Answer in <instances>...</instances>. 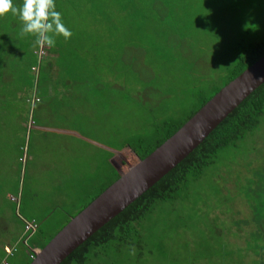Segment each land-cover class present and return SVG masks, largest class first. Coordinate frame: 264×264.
Listing matches in <instances>:
<instances>
[{
    "label": "rangeland",
    "instance_id": "1",
    "mask_svg": "<svg viewBox=\"0 0 264 264\" xmlns=\"http://www.w3.org/2000/svg\"><path fill=\"white\" fill-rule=\"evenodd\" d=\"M169 2L145 0L128 14L124 0H55L72 35L40 46V61L18 17L0 20V264H29L28 253L137 164L124 146L146 151L188 122L264 42V0ZM212 13L215 21L203 22ZM101 19L110 24L100 28ZM111 38L114 54L97 56ZM48 48L61 58L47 57ZM54 89L68 94L51 96ZM34 95L41 102L31 109ZM23 219L40 230L27 233ZM135 225L139 235L100 248L87 264H264V118Z\"/></svg>",
    "mask_w": 264,
    "mask_h": 264
},
{
    "label": "water",
    "instance_id": "2",
    "mask_svg": "<svg viewBox=\"0 0 264 264\" xmlns=\"http://www.w3.org/2000/svg\"><path fill=\"white\" fill-rule=\"evenodd\" d=\"M264 84V57L226 85L146 159L122 173L36 254L31 264H62L106 224L175 169Z\"/></svg>",
    "mask_w": 264,
    "mask_h": 264
},
{
    "label": "trees",
    "instance_id": "3",
    "mask_svg": "<svg viewBox=\"0 0 264 264\" xmlns=\"http://www.w3.org/2000/svg\"><path fill=\"white\" fill-rule=\"evenodd\" d=\"M124 1L126 6L125 11L128 12V14H131L133 11L138 12L140 10L138 8V3L145 2V0ZM165 1L166 3L169 1L173 2V0ZM116 4L119 5V2ZM8 14L9 13H6L3 16H0V20H4ZM209 17L211 18L203 22H209L210 24L212 21H215L213 18V13ZM206 29L209 30V32H207L208 34L218 33V31L215 30V27L209 26ZM208 34L206 37H208ZM50 49L51 48H48L47 51ZM263 57L264 42L251 47V49L246 54L239 58L238 64L228 77L226 85L242 75V73L256 64ZM220 91L221 90L217 91L215 95H217ZM29 99L31 107L41 102V100L38 99V101L36 98L30 97ZM211 99L206 100L202 106L206 105V103H208V101ZM34 100L37 102H34ZM263 118L264 84L260 86L248 99H246L231 115H229L227 119L222 122L184 161H182L162 180H160L146 193H144L125 211H123L97 233H95L88 241H86L75 252H73L72 255H70L62 264H87L90 260L91 254L98 255L100 253V248L108 246L110 243L115 241L119 242L120 244L126 243L127 237L131 236L133 233L139 235L138 228L135 224L143 220L152 211L156 204L175 198V195L180 187L188 181L190 176L195 178L200 177L208 167L215 163L220 151L237 145V143L243 140L248 133L261 126ZM186 123H183L177 127H172L170 129V134L165 139L160 140L154 147H151L146 151H141V145L138 144V141L141 143V138L135 139L136 145L139 146L132 147V145L129 144L124 147L134 153L137 158V163H139L151 155L161 145H163ZM53 237L54 236L49 237L45 241L42 248H44L53 239ZM33 260L34 259L31 255L29 264H31Z\"/></svg>",
    "mask_w": 264,
    "mask_h": 264
},
{
    "label": "clouds",
    "instance_id": "4",
    "mask_svg": "<svg viewBox=\"0 0 264 264\" xmlns=\"http://www.w3.org/2000/svg\"><path fill=\"white\" fill-rule=\"evenodd\" d=\"M9 12L21 21V35L34 36L38 46L54 47L57 35L66 40L72 35L56 10L55 0H23L19 7L13 0H0V16Z\"/></svg>",
    "mask_w": 264,
    "mask_h": 264
},
{
    "label": "crops",
    "instance_id": "5",
    "mask_svg": "<svg viewBox=\"0 0 264 264\" xmlns=\"http://www.w3.org/2000/svg\"><path fill=\"white\" fill-rule=\"evenodd\" d=\"M23 3V0H13V4L14 5H18L17 7H19V5H21ZM10 13V12H9ZM13 18V17H12ZM3 21V20H2ZM12 23H17V21H15L14 19L11 21ZM110 23H109V21L108 20H103V19H101V23H99V27L101 28V27H103V25H105V28L109 25ZM100 28H96V29H100ZM112 40V38L109 40V39H106L105 41L106 42H108V47H107V49H105V50H100V51H98V53H97V56H101V57H105V58H108L109 57V55H113L114 54V50H115V47H114V43H113V41H111ZM68 42V41H67ZM78 42V44H81V42L82 41H77ZM76 43V42H75ZM83 43V42H82ZM65 44H66V42H65ZM78 44L76 43V45L78 46ZM45 47L47 48V46L45 45ZM44 47V48H45ZM45 48V49H46ZM41 49H42V47H41ZM39 50V51H38ZM38 50L36 51V52H38V55H39V59H38V61H40L41 60V56H40V49H39V47H38ZM51 50V49H50ZM62 50V49H61ZM48 53V55H47V57L50 55L53 59H60L61 58V54L62 53H60V54H58V49H54L51 53H49V50L47 51ZM123 57V56H122ZM122 57H120L121 59H122ZM77 60V59H76ZM38 63V62H37ZM95 65H102V64H95ZM32 71L33 72H38V71H40V69L41 68H39L38 66H33L32 68ZM51 69H52V72H53V75L54 76H56L57 78L60 76V68H58V67H54V66H51ZM84 69H83V67L82 66H79V67H77V69H75V72H76V75H78L81 71H83ZM105 71H106V73H107V75H108V77H103V71L102 72H100L98 75H96V80H97V82L100 84V85H102V83H104L103 81H102V77H103V79L105 80V82H111V81H108V78H109V80L112 78L111 76H112V74L109 72V70L108 69H105ZM115 81V80H114ZM114 81L113 82H111V85H114ZM35 83H36V81H35ZM36 87V86H35ZM53 92H57V93H59L58 95L59 96H61L62 95V93H64V97H66L67 96V94H68V92H67V90L65 91V92H59L58 90H53V91H50V95L51 96H56V94L54 93L53 94ZM32 98H36V100H41L40 98H38V97H36L35 95H34V97H32ZM36 100H34V102H37ZM38 100V101H39ZM93 101H90L89 103L90 104H92L93 105V103H92ZM31 109H32V107H31ZM94 116H97V114H95ZM105 117V116H107L106 114H103L102 113V115H98V118H100V117ZM31 118H32V116H30V122H31ZM25 221V224L27 223V222H31L30 220H27V219H23V222ZM34 223V222H33ZM25 224H24V229H25ZM36 224V223H35ZM40 230V226L38 225V229H37V231L35 232V233H30L31 235H35L38 231ZM25 231H26V229H25ZM28 233V232H27ZM7 249L8 250H10V248L8 247V246H4L3 247V250H4V253L5 254H7ZM16 250V249H15ZM39 250H41V249H37V248H35L33 251H31V253H28V256H30V259H31V255H34L36 252H39ZM15 253V252H14Z\"/></svg>",
    "mask_w": 264,
    "mask_h": 264
},
{
    "label": "built area",
    "instance_id": "6",
    "mask_svg": "<svg viewBox=\"0 0 264 264\" xmlns=\"http://www.w3.org/2000/svg\"><path fill=\"white\" fill-rule=\"evenodd\" d=\"M43 48V47H42ZM40 56L41 57H43V54H44V49H42L41 51H40ZM25 229H26V232H28V233H35L36 231H37V229H38V225H36L35 223H33V222H27L26 224H25ZM14 252H16V250L14 249L13 251L10 249V250H8L7 249V255L8 254H10V255H12ZM37 253H39V252H36L34 255H32V258L34 259L35 258V256H36V254ZM3 264H9L7 261H3Z\"/></svg>",
    "mask_w": 264,
    "mask_h": 264
}]
</instances>
